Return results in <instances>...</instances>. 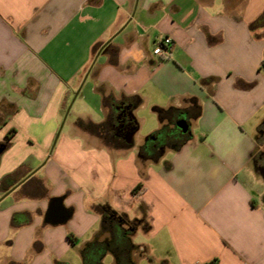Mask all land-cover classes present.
<instances>
[{"label": "crops", "instance_id": "obj_1", "mask_svg": "<svg viewBox=\"0 0 264 264\" xmlns=\"http://www.w3.org/2000/svg\"><path fill=\"white\" fill-rule=\"evenodd\" d=\"M135 3L0 0V144L9 142L0 197L18 184L0 201V264H70L68 231L90 235L84 257L101 230L99 205L140 220L137 264H264V175L255 165L264 27L251 28L264 0ZM164 36L172 49L156 54ZM80 87L75 118L51 148ZM160 109L173 111L162 119ZM108 118L114 141L79 123ZM175 119H185L187 131L177 127L187 137L170 138L155 157L150 142ZM55 197L68 220L50 219Z\"/></svg>", "mask_w": 264, "mask_h": 264}, {"label": "trees", "instance_id": "obj_2", "mask_svg": "<svg viewBox=\"0 0 264 264\" xmlns=\"http://www.w3.org/2000/svg\"><path fill=\"white\" fill-rule=\"evenodd\" d=\"M264 27V12L251 23L252 30ZM261 68H264V59L261 63ZM111 99L106 100V106H112ZM173 110L160 109V117L166 119ZM135 122V119H134ZM80 126L91 130L92 132L105 136L110 141L116 140V136L113 135L111 127L115 124L112 118H108L102 123H96L93 121L80 120ZM159 131L155 134L154 138L164 134ZM12 137L11 133H8V138ZM9 142H6L7 146ZM145 186L143 183H139L134 187L133 193L139 195ZM102 214V225L98 238L84 250V258L86 264H104L102 259L108 252H112L115 255V264H137L133 252L136 251L137 246L132 240V234L137 226L140 224L139 219L130 220L124 213H119L112 209L110 206L99 205L98 206ZM108 235L107 239H99ZM165 264V263H164Z\"/></svg>", "mask_w": 264, "mask_h": 264}, {"label": "rangeland", "instance_id": "obj_3", "mask_svg": "<svg viewBox=\"0 0 264 264\" xmlns=\"http://www.w3.org/2000/svg\"><path fill=\"white\" fill-rule=\"evenodd\" d=\"M72 100L70 101L69 105L71 104ZM77 105H78V102L74 101V103L72 104V107L70 108V111L68 113L69 115H67V117H66V120H65L63 129L67 128L70 125L71 121L75 118L74 117V111L77 109ZM141 114H143V113H141ZM149 115L150 114L147 113V120H146V122L142 123V126L140 128V132L141 133L147 132L149 130V128H150L149 126L151 124V119L149 118ZM142 116H144V115H142ZM64 118H65V116L63 117V119H62V121H61V123L59 125V128H60V126H61ZM98 118H100V116L97 117L96 114L93 115V119L94 120H97ZM58 131H59V129H58ZM58 131H57V133H58ZM177 132H180V134H183V136L180 135L178 138L171 137L172 134H175ZM182 132L183 131L177 127V125H176V119H175L172 128H168L167 130H165L164 136L157 137L155 139V142L158 143L159 145H162L163 146V147L161 146L162 148H160V149H163L165 146L166 147L167 146H171L172 143L169 142V141H171L170 138L173 141V145H176L183 138L187 137V134H184ZM169 135H171V136H169ZM54 141H55V139H54ZM54 141L52 143L51 148L53 147ZM144 149L145 150H142V153L145 155V154H147L148 151H146V146L144 147ZM153 155H155V157H156L157 156V153L156 154L153 153ZM37 175H40V172H38ZM87 238H90V235L87 234V235H85V237L82 238V240L78 241L76 239V235L73 232L68 231V240L72 243L71 250L69 251V253L67 255L68 256V262H70V264H86L85 258L83 257L81 251H83V249H84V245L82 244L83 239H87ZM138 240H140V239L137 238L136 241H138ZM133 255H134V258L137 259L140 254L136 250V251L133 252ZM113 260H114L113 256L108 253L106 255L105 259H104V262L106 264H114L113 263ZM140 263L141 264H151L149 257H143V259L141 260ZM159 264H164V263L163 262H160Z\"/></svg>", "mask_w": 264, "mask_h": 264}, {"label": "water", "instance_id": "obj_4", "mask_svg": "<svg viewBox=\"0 0 264 264\" xmlns=\"http://www.w3.org/2000/svg\"><path fill=\"white\" fill-rule=\"evenodd\" d=\"M138 3H139V0H136V3H135V10H136V8H137V6H138ZM87 76H88V74L85 76V79L87 78ZM81 87H82V86H81ZM81 87H80V88L77 90V92L75 93V96H74V98H73L71 104L69 105V107H68V109H67V112H66V114H65V118H64V120H63V122H62V124H61V126H60V128H59V131H58L57 135H56V138H55V141H54L53 147H54V145H55V143H56V141H57V139H58V137H59V135H60V133H61V131H62V129H63V126H64V123H65L66 117H67V115H68V113H69V111H70V108L72 107V104H73V102H74L76 96H77L78 93L80 92ZM178 124L183 128L184 131H187V129H188V124H187V122L185 121V119H181V120L179 121ZM134 131H135V130H134ZM134 131H133V133H134ZM133 133H132V134H133ZM53 147H52V148H53ZM5 148H6L5 145L0 144V155H1V153L5 150ZM51 150H52V149H51ZM38 169H39V168H38ZM38 169L34 170L32 173H35ZM17 185H18V184H16L14 187H12L11 189H9V190H8V191H7L2 197H0V201H1L6 195H8L13 189H15V188L17 187ZM58 201H63V197H55V198L52 199V203H51V207H50V211H49V217H50L51 220H54V217L57 218L58 216H60V217H59V218H61L60 220L66 221V220H68V218L72 215V211H71L70 209L66 208L64 205L61 206L60 204H58ZM52 217H53V218H52Z\"/></svg>", "mask_w": 264, "mask_h": 264}, {"label": "flooded vegetation", "instance_id": "obj_5", "mask_svg": "<svg viewBox=\"0 0 264 264\" xmlns=\"http://www.w3.org/2000/svg\"><path fill=\"white\" fill-rule=\"evenodd\" d=\"M178 124V120H176V125ZM160 136H164V134L159 135ZM259 139H261L262 141H264V120L263 123L259 129V135H258ZM151 145H149V149L151 148V152H153L154 154H158L159 152H161L163 146L159 145L158 143H152L150 142ZM162 146V147H161ZM146 148H148L146 146ZM255 165L258 168L259 172L261 174L264 175V145L262 147V149L257 153L256 157H255Z\"/></svg>", "mask_w": 264, "mask_h": 264}, {"label": "built area", "instance_id": "obj_6", "mask_svg": "<svg viewBox=\"0 0 264 264\" xmlns=\"http://www.w3.org/2000/svg\"><path fill=\"white\" fill-rule=\"evenodd\" d=\"M173 45V40L169 36L162 37L156 45L155 53L164 55L165 53L169 54Z\"/></svg>", "mask_w": 264, "mask_h": 264}]
</instances>
